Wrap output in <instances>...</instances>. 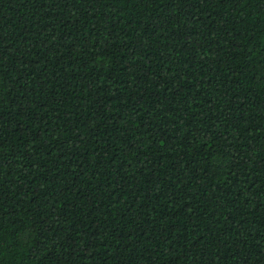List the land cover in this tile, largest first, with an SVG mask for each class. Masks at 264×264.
<instances>
[{
	"label": "trees",
	"instance_id": "1",
	"mask_svg": "<svg viewBox=\"0 0 264 264\" xmlns=\"http://www.w3.org/2000/svg\"><path fill=\"white\" fill-rule=\"evenodd\" d=\"M0 264H264V0H0Z\"/></svg>",
	"mask_w": 264,
	"mask_h": 264
}]
</instances>
